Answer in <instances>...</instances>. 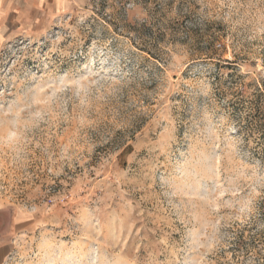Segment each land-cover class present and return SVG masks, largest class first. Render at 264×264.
Listing matches in <instances>:
<instances>
[{
	"label": "rangeland",
	"instance_id": "obj_1",
	"mask_svg": "<svg viewBox=\"0 0 264 264\" xmlns=\"http://www.w3.org/2000/svg\"><path fill=\"white\" fill-rule=\"evenodd\" d=\"M245 86L264 0H0L3 264H264Z\"/></svg>",
	"mask_w": 264,
	"mask_h": 264
},
{
	"label": "trees",
	"instance_id": "obj_2",
	"mask_svg": "<svg viewBox=\"0 0 264 264\" xmlns=\"http://www.w3.org/2000/svg\"><path fill=\"white\" fill-rule=\"evenodd\" d=\"M246 86L239 92V99L241 100L242 105L249 110V118L255 120V127L260 129L261 138L264 141V91L260 87L258 93H255L253 96H246L247 90Z\"/></svg>",
	"mask_w": 264,
	"mask_h": 264
},
{
	"label": "crops",
	"instance_id": "obj_3",
	"mask_svg": "<svg viewBox=\"0 0 264 264\" xmlns=\"http://www.w3.org/2000/svg\"><path fill=\"white\" fill-rule=\"evenodd\" d=\"M7 255V247L4 244H0V264L4 263V260Z\"/></svg>",
	"mask_w": 264,
	"mask_h": 264
},
{
	"label": "bare ground",
	"instance_id": "obj_4",
	"mask_svg": "<svg viewBox=\"0 0 264 264\" xmlns=\"http://www.w3.org/2000/svg\"><path fill=\"white\" fill-rule=\"evenodd\" d=\"M39 264H41V263H39Z\"/></svg>",
	"mask_w": 264,
	"mask_h": 264
}]
</instances>
